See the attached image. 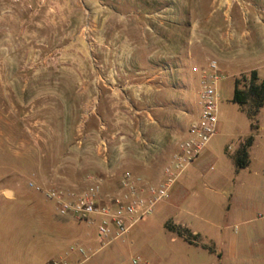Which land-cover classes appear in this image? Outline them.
Listing matches in <instances>:
<instances>
[{
  "label": "rangeland",
  "instance_id": "obj_1",
  "mask_svg": "<svg viewBox=\"0 0 264 264\" xmlns=\"http://www.w3.org/2000/svg\"><path fill=\"white\" fill-rule=\"evenodd\" d=\"M239 49L264 72V0H0V247L37 260L57 259L75 247L60 243L57 228L65 218L30 184L71 188L88 176L109 179L99 170L109 162L104 139L113 148L115 132L131 130L134 82L156 54L174 55L175 75H183L176 86L185 93L161 114L172 124L181 113L182 134L198 109L197 62L210 50L229 58ZM218 89V134L207 145L217 156L203 161L205 171L215 172L224 164L222 147L244 137L243 144L248 126L255 130L264 112L263 106L252 116L249 105H234L230 79ZM257 153L238 181L236 199L246 209L234 218L249 220L250 230L264 224V148ZM11 192L15 203L6 201ZM261 241L251 237V254ZM120 251L123 264H131V250ZM93 260L87 264L99 255ZM257 261L252 254L251 264Z\"/></svg>",
  "mask_w": 264,
  "mask_h": 264
},
{
  "label": "crops",
  "instance_id": "obj_2",
  "mask_svg": "<svg viewBox=\"0 0 264 264\" xmlns=\"http://www.w3.org/2000/svg\"><path fill=\"white\" fill-rule=\"evenodd\" d=\"M245 33L252 34L251 31ZM238 52L226 58L215 50L207 51L203 60L197 62L199 91L202 74L207 70L210 60L218 63L224 79L232 81L233 89L234 80L239 75L255 71L257 77L263 79L264 72L260 70L257 60L253 59L250 52L241 49ZM180 58L181 56L179 60ZM186 58L184 57V60ZM174 64L175 56L163 50L138 72L139 76L131 92L134 104L128 109L131 130L116 131L113 148L110 146L111 140L104 139L106 143L104 151H107L106 157L109 162L100 163L99 170L109 178L107 179L110 182L109 186H113L126 171L153 185H158L163 180V169L171 162L177 143L187 132L183 126L180 134L179 122L183 117L181 113L176 116L178 123L176 121L166 124L161 119V114L168 109L169 113L171 112L174 99H180L182 93H185L183 87L176 86V82L178 83L183 75L179 77L178 72L176 77L177 67ZM199 91L196 93L198 109L194 120L199 116ZM260 111L257 128L250 131L248 126L246 136L247 138L251 136L253 140L248 150L249 163L245 169L236 170L232 160L239 147V140H243L244 137L239 138L234 147L229 143L222 147L220 155L224 164L216 172L213 167H209L207 171L203 168V161L206 158L217 156L206 147L202 156L179 175L168 199L158 204L150 217L138 222L121 238L102 244L97 238L95 227L77 223L67 217L58 225V237L60 243L66 242L69 246L74 244L75 247L68 251L66 248L67 252L57 259L40 256L38 260L29 252H19L16 249L10 253L4 247H0V264H87L94 261L97 255L99 260L90 264H123L120 251L122 248L130 249L131 254L133 253L131 264H251L252 254L258 259L255 264H264V252L261 250L264 249V245L256 246L251 254L249 244L251 237L255 242L260 244L263 242L261 240L264 239V224L259 230L254 226L250 230L247 227L250 224L249 220L243 218V221L234 223V218L240 219L246 209L239 204L240 200L236 199L237 191L240 190L237 187L238 181L242 179V174L252 167V160L258 154L257 150L264 148V112L263 109ZM123 112L127 114V111ZM0 195L4 196L5 192H1ZM15 196L16 193L11 192V197L6 201L15 203L17 201ZM40 198L49 202L44 196ZM17 217L18 214L15 212L13 218ZM5 223L4 221L2 224ZM166 225L186 230L191 236L190 241L169 231ZM243 226L246 228L238 232L235 230L236 227ZM90 229L95 232L96 237L89 233ZM250 232L255 236L249 237ZM80 248L89 253L87 259L78 252Z\"/></svg>",
  "mask_w": 264,
  "mask_h": 264
},
{
  "label": "built area",
  "instance_id": "obj_3",
  "mask_svg": "<svg viewBox=\"0 0 264 264\" xmlns=\"http://www.w3.org/2000/svg\"><path fill=\"white\" fill-rule=\"evenodd\" d=\"M223 79L218 63L210 60L201 77L199 116L190 123L186 136L177 143L176 152L164 167L163 180L158 185L143 182L125 172L113 186H109L107 179L93 175L88 176L79 187L40 188L32 184L30 187L53 204L59 217H69L77 223L95 227L102 244L121 238L138 222L150 217L158 204L168 199L179 175L202 156L209 141L216 135L218 84ZM78 252L84 259L89 256L82 248Z\"/></svg>",
  "mask_w": 264,
  "mask_h": 264
},
{
  "label": "trees",
  "instance_id": "obj_4",
  "mask_svg": "<svg viewBox=\"0 0 264 264\" xmlns=\"http://www.w3.org/2000/svg\"><path fill=\"white\" fill-rule=\"evenodd\" d=\"M242 82L243 86L240 88ZM231 102L240 108L249 105L253 111L252 116L255 115L264 106V78L259 80L257 73L252 71L248 79L245 76L241 77V79H236ZM252 140L253 138L249 136L233 155L232 160L236 170H242L248 166V150ZM165 227L178 236L185 237L188 242L190 241L191 236L186 230L169 225Z\"/></svg>",
  "mask_w": 264,
  "mask_h": 264
},
{
  "label": "water",
  "instance_id": "obj_5",
  "mask_svg": "<svg viewBox=\"0 0 264 264\" xmlns=\"http://www.w3.org/2000/svg\"><path fill=\"white\" fill-rule=\"evenodd\" d=\"M9 194V193H8Z\"/></svg>",
  "mask_w": 264,
  "mask_h": 264
}]
</instances>
